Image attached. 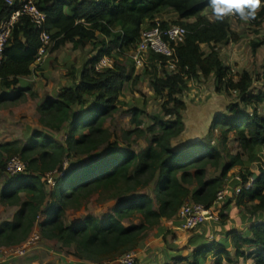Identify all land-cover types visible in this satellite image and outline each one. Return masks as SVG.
Here are the masks:
<instances>
[{"label": "trees", "instance_id": "16d2710c", "mask_svg": "<svg viewBox=\"0 0 264 264\" xmlns=\"http://www.w3.org/2000/svg\"><path fill=\"white\" fill-rule=\"evenodd\" d=\"M34 1L48 16L46 29L54 41L53 50L67 44L74 49L92 44L99 52L84 66L79 79L63 88L56 99H47L40 106V124L46 131L36 132L24 145L18 141L0 144V201L18 207L14 219L1 224L0 247L22 244L38 226L42 239L74 248L69 253L78 264L115 261L129 251H137L163 220L178 228L177 216L186 203L191 201L208 209L216 205L230 171L245 164L240 155L230 154L231 133L251 161L264 156V117L256 108L264 103V92L252 93L254 78L248 71L237 79L230 76L217 46L238 42L240 35L233 30L231 17L217 22L204 14L209 8L207 0ZM15 9L7 0H0V23ZM168 12H174L180 20H162L161 28L177 24L185 27L187 34L185 42L174 47L173 56L149 54L148 63L153 69L148 72L150 86L164 100L162 113L152 115L153 123L143 129L140 117L146 111L132 109L136 129L127 132L126 138L135 133L148 145L141 152L130 146L120 148L111 142V133L105 127L108 118L118 111L119 98L131 79L129 64L118 56L133 51L142 30L157 26L158 17ZM249 22L263 24L264 2ZM99 35L110 39V43ZM41 45L40 30L29 18H23L3 51L0 102L19 104L25 95L21 78L32 74ZM202 45H207L209 52ZM261 45L253 43V50ZM117 47L119 50L113 54ZM105 55L115 58V66L99 72L95 63ZM170 63L174 68L167 69ZM210 76L215 77L218 91L237 92L240 103L255 109L249 114L240 111L241 104H233L229 113L213 117L207 137L177 148V140L186 130L183 112L188 106L182 95L189 89V81ZM65 128H69L66 141L59 143L54 133ZM214 131L221 135L218 142ZM257 150L263 151V156ZM14 156L27 163V170L5 175L7 162ZM74 156L92 158L64 169V162ZM209 169L220 170V175L209 178ZM55 171L64 173L51 186L47 175ZM252 174L241 171L240 182H234L231 194L228 192L221 202L226 208L233 202L248 206L249 215L241 216L239 222L251 225L246 230L228 228L227 216L220 212L223 219L207 221L191 231V254L175 255L177 262L207 264L212 255L210 264H264V168ZM154 182L157 203L152 195L142 192ZM239 185L242 189L237 193ZM95 194L102 201L115 203L110 212L102 217L89 214L73 223L65 221L67 210L82 208ZM247 197L250 204L245 203ZM42 215L45 217L41 219ZM219 228L220 236L209 240ZM138 264H143L139 258Z\"/></svg>", "mask_w": 264, "mask_h": 264}, {"label": "rangeland", "instance_id": "374dc122", "mask_svg": "<svg viewBox=\"0 0 264 264\" xmlns=\"http://www.w3.org/2000/svg\"><path fill=\"white\" fill-rule=\"evenodd\" d=\"M204 14L210 19H215L212 15L211 9L209 8L205 10ZM157 20H168L173 22L180 20V18L174 12H168L162 17H158ZM231 23L233 30L239 33L240 40L238 42L218 45L217 48L219 53L226 65L230 68V76L237 79L244 71H248L254 78V85L251 90L252 93L258 94L259 92H264V22L262 25L258 26L249 21L244 22L239 18H236L234 15L231 16ZM145 27H147V25H145ZM99 37L101 40H106V42L110 43V39H105V37H101V35H99ZM256 42H262V45L254 51L252 45ZM202 48L206 52H209V47L207 45H203ZM118 50L119 49L117 47L112 50V53L115 54ZM98 52L99 51L95 49L92 44H88L87 46L79 49H74L71 44H67L56 51L53 50V47H51L48 55L46 56L48 58V62L46 61L41 66H44V68H42V70H40L39 67L38 69L36 68V77H30V79L28 78L27 84H23L25 86V95L19 104L14 105L13 102L9 101L0 102V144L8 141H18L20 144L24 145L28 143L29 139L36 132L46 131L47 129L40 124L41 115L39 108L42 105V102L46 100L47 96L58 97V95L62 93L61 90L63 88L68 85L71 86L74 79H79L80 76L77 77V74H81L84 66L87 64L86 62L90 60L88 58L92 59L93 56L98 55ZM133 56L134 52L132 50L118 56L120 61H124L129 64L128 68L131 73V79L126 84L124 91L119 98L120 103L118 104V111L108 118L105 127L111 133L112 143H117L120 148H128V146H130L134 150L141 152L147 147V141L143 138L141 139L135 133L128 136L130 139L126 138L127 132H132L136 129V125L132 121L133 114L131 111L134 108H141L146 111V113L140 117L144 120V124L141 125V128L146 129L153 123L150 117L154 114L162 113L161 105L164 100L157 96L150 86L151 77L148 72H153L152 67H150L151 65L148 63L150 55L148 54L147 56H144L139 63L134 62ZM166 68L172 69L174 67L172 63H170ZM160 70H162L161 67ZM182 98L187 102L188 106L187 110L183 112L186 130L185 133L177 140V148L183 147L187 142L207 137L213 117L219 113H229V106L233 104H241L240 111H245L249 114L253 113L255 109V106L253 105L247 107L240 103L237 92L226 90L218 91L217 82L214 76H210L209 78L201 77L200 79L189 81V89L182 95ZM256 108L259 114L264 117V103L256 106ZM68 130L69 128H65L61 132L54 133V136L59 143H64L66 141ZM220 136L219 132L214 131L215 141H220ZM228 146L230 154L240 155L241 159L245 162L244 165L235 167L229 173V179L227 180L224 190L230 193L234 182L238 180V177L240 178L241 171H246L248 174H259L260 168H264V156L263 151L257 150L256 152L261 154L263 157L259 160L254 159V161H251V159H249V155L244 152L234 133L230 134ZM86 157L87 156H74L68 158L66 162L68 163V166H71L72 164L75 166L78 163L82 164L92 158ZM224 160L225 162L229 161L226 156ZM7 174L8 173L5 175ZM215 174L220 175V170L216 171L215 169H209V178L215 176ZM252 175L251 182H253L254 177ZM3 181L4 177L1 179V182ZM239 186L241 190L242 185ZM155 187L156 182H154L150 187L144 189L142 192H147L152 195L156 202ZM227 195L228 194H226V197ZM101 199L102 198L99 194H95L86 201L82 208L67 210L65 221L67 223L74 220L81 221L89 214H93L97 217L104 216L107 212L111 211L112 204H114V202L102 201ZM188 203L192 204L194 202L190 201ZM245 203L250 204L248 197L245 199ZM218 205L220 207L216 208L214 206L213 209L216 210V213L221 219H223V217H221L220 212H223L227 216L226 222L228 224V228L246 230L251 225V223L243 225L239 222V218H241V216L245 218V216L249 215V211L247 209L248 206H238L236 202H233L231 207L228 208L222 206V203ZM17 211L18 207L5 206L0 201V227L3 222L12 221ZM262 216L264 217L263 214ZM44 217L45 216L42 215L41 219ZM134 220L135 222H138V219ZM39 229L40 228L38 226L34 228L35 231H38ZM154 230L155 229H153L148 236L149 241H151L154 237ZM220 230V228L216 229L214 231V236L211 235L209 240L218 238ZM225 233L226 231L222 235L225 236ZM183 234L187 237V239H185V241L183 240L185 242V246L183 247L184 249L182 248V254H185L186 256L188 255L189 257L191 249L193 248L189 239L193 233L191 231H183ZM171 240L172 237L164 240L165 245L161 244L164 246L161 249L155 241L154 246L152 244H143L141 250L139 251L140 254H143V261H146L145 264H164L165 259L161 256L163 254L162 249H164L165 246L168 245V241ZM149 246L151 247L149 248ZM4 248L0 251V264H65V259L67 257L73 260L72 264H78V261L72 254H70L74 251V248H63L57 241L42 239L35 248L29 250L23 257H13L11 255L5 257ZM146 248L149 249L150 254H147L149 252ZM154 250L155 252L151 253ZM167 251L170 250L167 248ZM213 259L212 255L208 256L207 264H209V261L211 262ZM79 264L92 263L83 262Z\"/></svg>", "mask_w": 264, "mask_h": 264}, {"label": "built area", "instance_id": "2783aa9c", "mask_svg": "<svg viewBox=\"0 0 264 264\" xmlns=\"http://www.w3.org/2000/svg\"><path fill=\"white\" fill-rule=\"evenodd\" d=\"M99 2L101 0H88ZM8 5L16 7L9 16L3 19L0 23V67L3 61V51L7 46L16 26L23 18H29L30 22L40 30L41 48L39 49L37 61L42 62L48 55L49 50L54 45V41L51 34L46 29V23L48 16L42 11L34 0H7ZM236 18H239L236 16ZM187 29L181 25L171 24L167 29L161 28V21H157V26L142 30L141 38L137 43L136 48L133 50V60L136 63L141 62L144 56L151 53H158L165 56H173L174 47L179 46L185 42ZM115 58L112 55L103 56L98 62L95 63L97 71H103L105 69H112L115 66ZM68 163L64 162V169H67ZM27 170V163L20 157L14 156L7 162L6 172L8 175L13 176L17 174L25 173ZM64 172L55 171L47 175V180L50 185L56 184L57 177L63 175ZM55 176V177H54ZM238 179H240L238 177ZM236 192H240V188H236ZM226 190H221L218 193V199L216 205L220 204L226 194ZM178 219L180 224L178 230L189 232L197 229L200 225L207 221H218L219 215L216 210L212 208H206L202 204L186 203L183 205L178 213ZM42 240V234L40 229L38 231L33 230L30 236L22 244L18 246L5 247L4 253L7 256L23 257L26 253L35 248ZM10 258V257H8ZM72 259L66 258L65 264H72ZM104 264H138L137 251H129L123 254L119 259Z\"/></svg>", "mask_w": 264, "mask_h": 264}, {"label": "crops", "instance_id": "0c3cea01", "mask_svg": "<svg viewBox=\"0 0 264 264\" xmlns=\"http://www.w3.org/2000/svg\"><path fill=\"white\" fill-rule=\"evenodd\" d=\"M203 46V45H202ZM64 47V46H63ZM62 48V47H61ZM61 48H59V49H61ZM59 49H57V50H59ZM56 51V50H55ZM97 55H95V56H93V58L94 57H96ZM92 58V59H93ZM47 57H45L44 59H43V61L42 62H39V61H37L36 60V62H35V64H33V66H32V74L31 75H29V76H27V77H22L21 78V82H20V84H22V86L23 87H25L23 84H27V79L29 78L30 79V77H36V70L38 69V67L40 68V70H42V68H44V66L43 67H41L42 66V64H44L46 61H47ZM88 59H91V58H88ZM89 61V60H88ZM87 61V62H88ZM48 62V61H47ZM86 62V63H87ZM37 68V69H36ZM80 76V74H77V77H79ZM72 80V79H71ZM69 86V85H68ZM67 86V87H68ZM66 88V87H65ZM63 90V89H62ZM61 90V91H62ZM47 99H56V97H54V96H52V97H48L47 96V98H46V100ZM45 100V101H46ZM45 101H43L42 102V104L45 102ZM5 143V142H4ZM95 157H97V156H95ZM240 180L241 179H238L237 181L238 182H240ZM239 188H240V186H239ZM221 204V203H220ZM215 207L216 208H218V207H220V206H218V205H215ZM75 221V220H74ZM74 221H70L69 223H73ZM152 231V230H151ZM150 231V232H151ZM150 232H149V234H150ZM154 233H153V235H154V237H153V239L151 240V241H149L148 240V236H149V234L147 235V239L145 238L142 242H141V245H140V247L137 249V254H138V258L141 260V262L143 263V264H145V262L146 261H143V254H140V251L139 250H141V247L143 246V244L145 245H153L154 246V243L156 242V243H158V246H160V249L162 248V247H164V246H162L161 244H163V245H165L164 243H165V241L164 240H167V239H169V237H172V240L171 241H168V245L167 246H165V248L164 249H162L163 250V254L161 255V256H163L164 257V264H188L187 262H181V263H179V262H177L175 259H174V256L175 255H179V254H182L181 252H182V250L184 249L183 247L185 246V239H187V237H185L184 236V234H183V231H181V230H178L174 225H173V223L172 222H170V221H167V220H163V222H162V224H161V226L160 227H158V228H155V230L153 231ZM176 238H177V240H176ZM189 239V238H188ZM184 240V241H183ZM155 241V242H154ZM187 241H189V240H187ZM151 242V243H150ZM150 243V244H149ZM151 246H149V248H150ZM2 248H4V247H1L0 248V251H1V249ZM167 248L170 250V251H167ZM183 248V249H182ZM147 249V248H146ZM148 250V252L149 253H147V254H150V251H149V249H147ZM156 250V249H155ZM155 250L154 251H152L151 253H154L155 252ZM185 255V254H184ZM142 256V257H141ZM158 256L160 257V255L158 254ZM6 257V256H5ZM190 262H192L193 260L192 259H190L189 260ZM161 262V261H160ZM209 264H210V261H209Z\"/></svg>", "mask_w": 264, "mask_h": 264}, {"label": "clouds", "instance_id": "9594fccd", "mask_svg": "<svg viewBox=\"0 0 264 264\" xmlns=\"http://www.w3.org/2000/svg\"><path fill=\"white\" fill-rule=\"evenodd\" d=\"M262 2L264 0H207L208 7L217 22H223L234 15L247 22L255 18Z\"/></svg>", "mask_w": 264, "mask_h": 264}, {"label": "water", "instance_id": "95a60500", "mask_svg": "<svg viewBox=\"0 0 264 264\" xmlns=\"http://www.w3.org/2000/svg\"><path fill=\"white\" fill-rule=\"evenodd\" d=\"M115 204V203H114ZM114 204H112V207L114 206Z\"/></svg>", "mask_w": 264, "mask_h": 264}]
</instances>
